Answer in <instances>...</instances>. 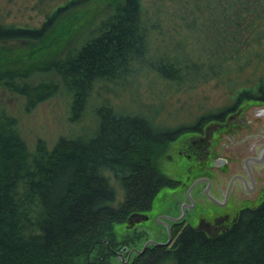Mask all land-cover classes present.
<instances>
[{"label": "trees", "instance_id": "16d2710c", "mask_svg": "<svg viewBox=\"0 0 264 264\" xmlns=\"http://www.w3.org/2000/svg\"><path fill=\"white\" fill-rule=\"evenodd\" d=\"M88 1L66 0L39 26L0 22V47L19 40L39 43L64 13ZM162 1L122 0L80 44L44 67L57 78L31 86L16 81L19 74L7 69L0 71V86L27 96L28 107L62 87L72 121L84 116L97 85H129L143 71L184 88L216 77L232 97L230 105L199 115L193 124L171 127L161 125L154 105L145 106L148 113L123 110L103 97L92 109L89 137L67 134L51 147L39 139L33 149L21 137L17 118L0 108V264H107L104 258L87 259L98 249L106 227L146 211L163 186L176 182L155 166L158 147L208 121L223 120L244 101L264 103V0H205L211 47L206 61L188 56L184 40L174 43L176 51L152 48L151 33L160 32L159 18L168 12ZM172 1L170 13L192 27L189 12L180 15L187 6L179 8L180 0ZM194 1L199 8L203 0ZM107 171L125 190L116 205ZM167 261L264 264V205L243 209L228 231L214 237L182 228L170 247L148 246L129 264Z\"/></svg>", "mask_w": 264, "mask_h": 264}, {"label": "rangeland", "instance_id": "374dc122", "mask_svg": "<svg viewBox=\"0 0 264 264\" xmlns=\"http://www.w3.org/2000/svg\"><path fill=\"white\" fill-rule=\"evenodd\" d=\"M65 1L0 0V22L39 26L46 19V14ZM121 1L90 0L64 13L56 22L51 33L39 43L19 40L0 47V71L10 69L12 73L19 74L16 81L23 79L31 86H37L50 78H57L58 75L54 73L55 71L45 72L44 67L47 69L48 66H52V61L63 57L70 48L80 44L94 28L96 22L112 13ZM146 2L150 3L151 0H146ZM162 2L169 13L163 12L159 18L163 25L160 27V32L151 33L150 45L152 48L158 46L160 50L164 48L168 52H172L176 51L174 43L184 40V49L188 56L194 60L206 61V54L211 47L206 41L205 23L207 22L204 17L208 11L203 6L205 0L198 3L199 8L196 6L197 1L183 2L180 0L179 8L182 3L187 6L180 8V15L186 16L188 14L186 11H188L187 16L194 23L192 27L188 28L175 13H170L175 9V2L172 0ZM128 84H119L114 86L115 89L97 85L87 102L86 113L77 121L70 119L69 96L62 87L54 94L50 91L49 96L28 107L27 96L11 90L9 92L7 88L0 86V108H5L8 113L17 118L21 137L26 140L28 147L33 149L39 139L51 147L56 143L58 137L67 134L71 136L82 134L89 137L94 130L88 132L90 128L94 127L92 109L103 97L114 103L117 109L136 108L143 109L142 111L145 112V106L154 105L159 109L158 121L162 123L161 125L165 126L166 124L171 127H175L179 123L193 124L199 115L208 111L217 112L219 108L229 106L232 98L227 93V88L223 84V86L220 83L217 84V78L213 76H209L207 81L200 82L194 87L184 88L179 87L175 82L154 77L152 71L149 74L143 71L132 83ZM40 89L43 91L46 88ZM114 91L118 94L116 95ZM252 104L254 103L244 101L241 107L249 109ZM188 139L187 131L158 147V152H155L154 155V162L160 172L177 148L187 144ZM106 174L115 190L112 204L116 205L123 200L125 190L113 173L107 171ZM165 208L166 203L161 188L153 198L151 208L147 210L149 214L147 220L139 218L127 220L131 216L129 215L124 222H112L104 230V236L100 240L98 249L95 248L89 252L87 259L94 261L104 258L107 264H129L144 246H151L148 242L152 241L149 240L159 243L165 239L164 225L158 221V217L166 212ZM171 244L166 247H170ZM163 264L173 263L167 261Z\"/></svg>", "mask_w": 264, "mask_h": 264}, {"label": "flooded vegetation", "instance_id": "af4514ba", "mask_svg": "<svg viewBox=\"0 0 264 264\" xmlns=\"http://www.w3.org/2000/svg\"><path fill=\"white\" fill-rule=\"evenodd\" d=\"M262 104H258L255 115L240 105L223 120H211L188 130L187 148L179 153L195 161V170L190 168L179 183L185 187L184 200L171 202L158 217L164 225L165 239L159 243L149 240V245L174 243L185 227L210 237L224 234L243 209L264 205ZM147 210L136 212L132 219L147 220Z\"/></svg>", "mask_w": 264, "mask_h": 264}, {"label": "water", "instance_id": "95a60500", "mask_svg": "<svg viewBox=\"0 0 264 264\" xmlns=\"http://www.w3.org/2000/svg\"><path fill=\"white\" fill-rule=\"evenodd\" d=\"M263 106L264 105L262 104V107ZM257 107L260 106L254 103L251 105V107H249V109H247V111H249L250 114L255 115ZM249 113H247V115H249ZM251 140L249 141L251 142ZM186 148V144L178 147L161 171V173L166 177H170L176 181L179 180L177 185H168L162 187L163 198L165 199L166 207L173 201L179 202L182 199L184 200L183 195L185 193V187L181 186L179 183L180 181L185 180L190 168L193 171L195 170V166L193 165L195 161L192 158H187L183 154L179 153L180 149L184 151ZM135 216L136 214H132L129 219Z\"/></svg>", "mask_w": 264, "mask_h": 264}, {"label": "bare ground", "instance_id": "6f19581e", "mask_svg": "<svg viewBox=\"0 0 264 264\" xmlns=\"http://www.w3.org/2000/svg\"><path fill=\"white\" fill-rule=\"evenodd\" d=\"M147 247L144 246L140 251H138V254L142 253ZM138 254L136 253V255L138 256ZM135 257V256H134ZM133 260V259H132ZM130 261V260H129ZM131 262V261H130Z\"/></svg>", "mask_w": 264, "mask_h": 264}]
</instances>
